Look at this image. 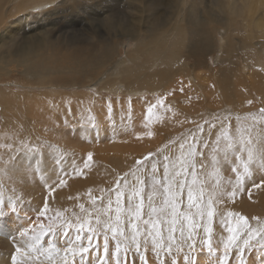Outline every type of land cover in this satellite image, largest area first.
Returning a JSON list of instances; mask_svg holds the SVG:
<instances>
[{
  "label": "bare ground",
  "instance_id": "obj_1",
  "mask_svg": "<svg viewBox=\"0 0 264 264\" xmlns=\"http://www.w3.org/2000/svg\"><path fill=\"white\" fill-rule=\"evenodd\" d=\"M54 1L55 0H0V30L4 27V21L7 18L14 17L12 23L3 33H11L8 35H12L13 32H22L24 29L28 28L27 26L33 24L30 19L35 18L33 16L34 12H39V10L45 6V3L52 5ZM115 1L117 0H98L94 5L98 8H103L106 5H112ZM169 1H172L173 4L177 2V0ZM66 2L67 0L63 3ZM227 3L231 7L230 15L234 17L233 22L231 19L227 18L229 27L235 28L234 24L238 25L240 24L238 21L243 20V26L241 27L245 30V33H247V35H245L246 38L264 37V0H227ZM128 4H134L133 9L136 11V17L140 14L141 16L138 25L139 44L128 55L127 61H117L116 59L112 61L115 57V52L119 50L117 46L110 47L106 51L97 54H95L97 51L92 53L93 48L90 50H84L83 52L92 53L94 55L88 58V54L82 56L80 53H77L78 55L75 54L74 57L75 60L71 59L73 62H76V69L78 70L84 69L89 71L90 69L97 71L100 67H104V69L105 67H108V73H103L100 79L94 84L99 90H107L108 93L121 97L120 94L123 86L121 85L120 80L124 79V76L127 75V71H129L131 73V78L127 76V80L123 81L127 82L125 86L128 85L127 90L132 93L131 95L134 97H142L143 91H147L144 92L146 93L145 95L151 96L145 100L139 99L127 103L120 100H117L118 102L115 101V110L116 113L118 112L116 116L109 110L107 104H101L103 107L102 109L99 108L101 111L100 113L104 111L103 113H106L105 116L108 115V119L103 118L104 120L102 121L104 123H98V128H101V130H99V136L97 139L106 142L105 145L107 148L104 147L106 149L102 147L101 142H96L97 144L94 140V143L92 142V138L90 137L94 134L86 131L87 128L77 129V133L82 132V130H84V132L79 136L76 135L73 123L75 122L74 116H77V114L80 116V113L85 110L86 107L82 104L83 102H76L72 105L67 104L72 100L66 96L65 98L59 97L60 95H63V93L60 92L61 90L52 92L48 91L47 93H45L44 90V93L38 92L40 93V95L38 94L39 96H30L32 94L28 95V93L21 92L22 90L19 87H25L24 84H27L23 82H20L22 83L20 85L16 82H6V85L9 86V91L15 90L13 87L19 90L17 94L11 92L8 93L7 91L0 89V198H3L5 201V211H8L7 205L10 198L17 205V212L14 214L10 213L5 217L2 222L3 227L0 228V264H12L11 257L15 255V247L18 244L22 247L24 246V242H26L28 238L21 237L19 235L20 231L24 228L38 229L40 223L45 225L48 224V219L39 215V213L43 211L46 202L50 209L46 214L49 218L54 215L56 210H68L65 215L70 219L73 218V212H69L73 210H75L77 214L83 215L79 211L78 204L84 203L85 206L88 205V207H91L87 195L89 190L92 191V195L99 196L101 188H113L115 186L114 181L118 176L130 173V171L134 169L135 166H132L133 164L135 165L138 157L145 155L148 151L154 149L158 150L161 146L169 143L171 139L176 137L177 134L185 128L192 127L194 129L190 128L189 132L183 134L175 143H170L168 145L170 148L164 150L170 151V154L173 156L178 155L179 143L181 141L190 140L192 136H195L197 144L196 151L204 154L203 157L196 158V160L198 163L203 161V163L209 165L211 162L208 163L207 161L209 158L211 160V156L208 155L206 151L209 152V150L213 149V146L216 143V138L222 131V124L225 126L230 124L232 135H236L238 127L251 123L250 120V122H245L242 117H240L248 114L247 112H244V108H240L241 111L238 110V112H236L230 109L229 104H227V106L226 104H223L225 108L220 114L219 111L221 110L212 106L214 101L211 96L219 94L221 99L230 101V97L232 98L234 95L230 83L232 82L231 80L233 76L236 75L242 80V82L243 78L252 81L251 84H248L245 87L244 91L243 85H240L241 91H238V93L243 96V92H247L252 98H254L253 89L257 90V84L264 80V46L261 45L260 42L256 44L257 54L255 55L253 48L255 42L245 41L243 36L242 39H230L226 45L224 40L217 38V40L214 39V43L212 40L207 47L203 48L201 46L203 33H210L208 28L211 19L204 17V15L201 16V14L199 15L200 17L192 14V16H190L191 19L188 20L187 23L193 25L195 30H188V33L183 35L179 23L172 25L164 33L167 35L173 33L179 41L176 46H171L170 49L164 50L162 45L166 46L167 43L165 40L161 41L162 45L159 43L154 45V40L160 39L163 34L161 33L160 25H154L152 19H150L151 21L147 19L145 27L142 28L141 25L144 20L142 15L148 13L149 10H155L156 14H158L164 6L163 1L129 0ZM177 5L178 4L172 7L176 8ZM131 9L132 8H129V10ZM60 13L61 11H49L45 14V17H49L51 20L56 21ZM108 14L109 17L104 19L105 25L108 26L110 33H123L119 34V36L116 35L118 36L116 38L120 37L119 41H121L122 44L124 41V34L135 32L131 29L130 25H124L121 27H116L115 25V27H113V23L110 19L112 13L109 12ZM6 15L9 17H6ZM189 33L195 34L197 38L188 37L187 34ZM255 33L258 34L256 35ZM31 36L32 35H30V37ZM25 39L29 38L24 36L21 39L19 38V41H21V52H18L19 54L17 55H12V58L14 59H10L11 56L4 58V60L0 57V64L3 62L1 65L3 67L4 64L6 65L2 68L3 70L8 69V66L10 65L8 62L16 63L18 66H23L27 73L33 72L32 77L29 74H26V76L30 79H38L42 85V83L45 84L44 81L45 78H47V75L59 72L64 68H69V66L73 64L70 63V59L69 61L65 60V57L68 56L69 58L71 52H67L66 56L64 54V56L61 57H59L58 54L56 55L55 51H59V47L56 45L57 43L54 44L50 40V49H52V53H43V51L41 52L40 43L43 45L48 40L45 39V41L42 38L41 41L37 40L36 42H32V39L30 42H26ZM14 41L15 39L12 42ZM234 41H239L244 45L251 46L249 47L247 54L244 52L243 46L234 53L227 54L229 50L228 47ZM17 42L18 41L15 43ZM144 47L147 48L144 49ZM214 47L216 49L214 50V58H212L211 61H208L211 57L210 49ZM186 48L189 49L188 52L194 59V64L190 66V69H187L189 67L186 68L183 66L185 63L183 62V64L181 62L182 50H187ZM31 50H35V53ZM62 53L63 52L59 51V54ZM184 57H186V54L183 55V58ZM167 60L170 68H173L174 70L176 69L175 74H179L177 75L178 78H172V81L171 78L169 79L165 77L163 73L166 71L163 70V66L161 67L163 62H166ZM140 62L144 67L145 73L143 74V77L148 81V86L138 87V83L132 81L135 74L139 72ZM227 63H234L235 66L228 67L226 65ZM196 65L198 70H195ZM159 67H161V70ZM157 68H159V71L152 73V71ZM35 69L38 70V73L35 72ZM104 69L101 71L104 72ZM247 69L253 73L250 77L246 76L245 71ZM84 74H86V72H84ZM171 82V85H167ZM262 84H264V81ZM38 87L41 86L38 85ZM51 87L52 85L48 86L47 89L49 90ZM260 87H262V85ZM27 90L29 89L27 88ZM165 93H168L169 95ZM33 94L36 95V93ZM124 94L125 92L123 95ZM255 95L257 98L254 99L257 101L259 94L256 93ZM45 97H49L50 99L46 100ZM158 98L164 101V106L161 107L158 105L154 109L151 123H148L146 119L148 106L150 104H155ZM217 101L218 100H216V102ZM246 101H249V97H247ZM187 102H189L188 106L190 107L186 105ZM239 105H241L240 102ZM24 106L26 107L24 108ZM27 107L33 108L34 110H27ZM181 110L186 112H181ZM119 115L121 120L117 118ZM83 116L85 117V115ZM226 117H233L234 119L232 118V120H229V118L225 123L222 122L219 124L220 118ZM237 117H240L241 119L237 121ZM205 118L215 119V121L206 123V126L204 127L205 132H201L199 131V128L196 127L200 123L206 121ZM87 123L84 124L88 127L89 125ZM56 124L61 127L55 129ZM146 124L148 125L147 127H145ZM213 124H215L216 127H212ZM77 126L79 127L78 124ZM77 126L75 125L76 128ZM116 128L121 129L116 132ZM158 128H162L164 134L160 135L157 131ZM257 128L264 129V123L257 124L253 132L254 137L259 138L258 147L260 148L261 142H264V133L260 134ZM148 132H151L152 135L149 136ZM125 135L130 137L122 140ZM163 135H165V137H163ZM81 136L88 137L86 142L87 144H91V151H86L85 145L87 144L85 142L83 147L81 146L82 148L77 145H75L76 147H73L72 144H78V142H81L78 140L79 138H82ZM95 136L97 137L96 133ZM117 138H120V140H117ZM112 139H114L113 142L108 141H111ZM121 140L123 141V144ZM95 145L100 150H97L94 153L93 150L95 149L92 150V148ZM204 145H207L208 147H204ZM25 146L38 148L39 151H28ZM260 149L264 150V147ZM100 152H102V155H100ZM90 153L92 154L93 159L90 162V167L85 168L84 164L89 163L87 158ZM158 158H160L159 155ZM158 158L156 157L155 159L157 160ZM237 163L238 161H236L235 155H233L229 162H222L220 166L221 168H224L222 173H220V177L224 187L228 190H231V185L228 184L227 181L231 180L234 184L236 177L232 171V173H227V170H231V168ZM78 170H82L83 174L78 175ZM42 176L44 177L43 179L41 178ZM59 179L67 180L66 186H59L57 183ZM211 181L212 177H209V182ZM257 184L262 186L256 187ZM77 196L80 197L79 200L75 199ZM70 197L72 198L70 199ZM215 207L217 209V215L214 217L212 225V242L214 249L218 246L220 237H226L228 235L220 225L221 213H223L225 217L228 212L239 213L248 217L250 223L253 225L256 223L253 219L254 217H259L261 220H264V167H261L258 163L253 164L251 166V177L244 178L243 190H237L234 198L225 196L223 201L215 205ZM33 234L34 233L32 232L29 233V235ZM200 234L203 235V232L201 231ZM75 235V230H69L67 237H60L56 241H53V236L49 233V235L42 238L44 241L42 247H46L49 243L55 242L57 243L58 248L63 250L68 245H71V242L75 239ZM81 235H86V233H81ZM13 237H15V239H13ZM85 241L87 242V240ZM110 242H112L111 239L109 243ZM98 243L100 247V255L102 256V237L99 239ZM96 246V243L93 244V248ZM200 248L201 246L198 240L195 252L197 264H215V257L209 258L206 249L201 251ZM220 252H222V248H220ZM95 254L96 252L92 251L86 255L87 259L90 258L91 260L89 264H93L92 260L95 258ZM147 256L148 262L157 264L151 251L148 252ZM182 256L183 254L177 256L179 264H184ZM235 256L238 257V254L233 250L230 253L229 264L232 262L233 264H240L239 258L237 259L238 261H235ZM70 259L72 260L70 261ZM59 260H61L60 256H57L51 262L41 257V260L36 262V264H58ZM68 261V264H81L79 258H72L71 255H69ZM244 264H264V251H258L256 249L246 250Z\"/></svg>",
  "mask_w": 264,
  "mask_h": 264
},
{
  "label": "snow or ice",
  "instance_id": "obj_2",
  "mask_svg": "<svg viewBox=\"0 0 264 264\" xmlns=\"http://www.w3.org/2000/svg\"><path fill=\"white\" fill-rule=\"evenodd\" d=\"M158 105L163 107L164 101L158 98L155 104L148 106V123H151L154 109ZM108 107L111 110L110 102ZM87 111L90 113L91 110ZM260 113L262 116L259 119L255 115L246 118L251 123L238 127L236 135H232L230 124H222V131L212 149L211 172L206 170L209 165L203 161L197 162L196 157H203L204 154L196 151V137L192 136L190 140L179 143L178 155L173 156L170 151H165L168 148L165 145L160 150V158L153 160L152 154H149L136 161L138 167L118 176L113 188H101L99 196L92 195L89 190L87 195L91 207L86 208L84 203L78 204L83 215L74 213L70 219L65 215L68 210H56L49 218L46 214L50 209L46 202L39 215L48 219V224L40 223L38 229L24 228L19 232L21 237L28 239L23 247L19 244L15 247L12 264H36L41 257L51 262L57 256L61 257L58 264H68L69 255L72 258L78 255L83 264L85 256L92 251L96 252L95 264H112V258L114 264H129V253L131 264H136V260L140 264H148L149 251L158 264H179V254H183L184 264H197L195 252L198 240L200 250L206 249L209 258L215 257V264H229L233 250L238 254L240 264H244L246 250L264 251V220L254 217L256 223L253 225L248 217L239 213L228 212L226 217L221 213L220 225L228 235L220 237L215 249L212 225L217 215L215 205L222 202L225 196L234 198L237 190H243L244 178L251 177L253 164L258 163L264 167V150L258 147L259 138L253 135L256 125L264 121V108L260 109ZM84 119L96 127L93 117ZM236 119L239 121L241 118ZM199 131L202 132L203 128L199 127ZM148 135L152 133L148 132ZM25 147L28 151H39L38 148ZM233 155L238 161L231 168L236 180L234 184L231 180L227 181L231 185V190H228L222 183L220 166L222 162H229ZM87 159L89 163L84 164L85 168L90 167L93 159L91 153ZM146 161L149 163L146 164ZM77 174L82 175L83 171L78 170ZM209 177H212L211 182ZM57 183L63 187L67 180L59 179ZM75 199L79 200L80 197ZM7 207L8 211H5V201L0 198V228L3 227L5 217L17 212V205L11 198ZM69 230L76 232L71 245L63 250L55 242L42 247V238L49 233L53 241H56L60 237H67ZM30 232L34 234L29 235ZM81 233L86 235L82 236ZM101 237L102 257L98 243ZM110 239L114 242L111 254ZM84 240H87V244L83 243ZM93 241H97L95 248Z\"/></svg>",
  "mask_w": 264,
  "mask_h": 264
},
{
  "label": "rangeland",
  "instance_id": "obj_3",
  "mask_svg": "<svg viewBox=\"0 0 264 264\" xmlns=\"http://www.w3.org/2000/svg\"><path fill=\"white\" fill-rule=\"evenodd\" d=\"M64 1L65 0H55L52 3V5L45 3V6L41 10H39V12L36 11L33 13V16L35 18L30 19V21L33 22V24L31 26L30 25L27 26L28 28L24 29L22 32L21 31L20 32H13L12 33L13 37H12V35H8L11 33H6V34L3 33L6 30V28L12 23L14 17L7 18L4 21L5 22L4 27L0 30V57L3 58V60H4V58H7L9 56H11L10 59H14V58H12V55H17V54H19L18 52H21V50H20L21 49V47H20L21 41H19V38L21 39L24 36V37L29 38V39H25L26 42H30L32 39L34 40V41L32 40V42H36L37 40L41 41L42 38H43V40H45V39L48 40L43 45H41V43H40L41 52L43 51V53H46V52L52 53V49H50V46H51L50 42L52 41V43H54V44L57 43L56 45H57V47H59V51H61L63 53L59 54V51H57V52L55 51L56 55L58 54V56L61 57L64 55L66 56L67 52H71L69 55V58L67 56V57H65V60L69 61V59H70V63H73V64L70 65L69 68H64L59 72L53 73L51 75H47V78H45V81H44L45 84L42 83V85H41V83H40V81H38V79L34 80V79H30L26 76V74H29L32 77V73H33L32 71H31L32 73H27L23 66H18L16 63H13V62H8L10 64L8 66V69L3 70L2 68H4L6 65L4 64V67H3L1 65L3 63L2 62L0 64V84H1L0 89L5 90L8 93L11 92L13 94H17V92L19 91L17 88L13 87L15 90L9 91V86L6 84L9 82L10 83L16 82L20 85V84H22L20 82H23V83H27V84H24L25 87L20 86L19 88L22 90V91L21 90L20 91L24 92L26 94L28 93V95L32 94L30 96H35V97L39 96L40 93H42V92L44 93V90H45V93H47L48 91L52 92V91H60L61 90L60 92H62L63 95H60L59 97L65 98V96H66L67 98L72 100L70 103H67V104L72 105L73 103H76V102H80V103L83 102L82 104L86 107L85 110L87 111L89 108L91 111H90V113L87 111L89 113L88 114L85 110H83L84 112L82 111L81 112L82 114L80 113V116H79V114H77V116H74L75 122H73V123H74L75 132L77 129H80V128L86 129L87 128L86 131L92 132V134H94V135H91V137H90V138H92L91 139L92 142L93 143H94V141H95V143L101 142L102 147L107 148V146L105 145L106 142H103V141L97 139L99 136V134H98L99 130H101V128L100 129L98 128V125H99L98 123L102 124V122H103L102 120L108 119V115L105 116L106 113H103L104 111L102 112L103 114L100 113L101 112L100 109H102V107H103L102 105L103 104L108 105L110 102L111 103V110L110 111L113 113V115L116 116V114H118V112L116 113V110H115V106H114L115 101L120 100V101H123L124 103H127V102H134V101H137L139 99L145 100L151 96L145 95L146 93H144V92H147V91H143L142 97H134L133 95H131L132 93L127 90L128 85L125 86V84H127V82L123 81V80H127V76L129 78H131V73L129 71H127V75L125 74L126 76H124V79L120 80L121 85L123 86V89H122L121 94H120L121 97H118L117 95H113L111 93H108L107 90L106 91L105 90H99L98 88H96L94 86V84L96 83V81H98L100 79V77L102 76L103 73H108V71H109L107 69L108 67H105V69H104V67H102V68L100 67L101 69L99 68V69H97V71L89 69L90 72L88 70H84V69L78 70V69H76L77 68L76 62H73V60H75L74 57H75V54H77V53L78 54L80 53L82 56L83 55L86 56V54H88V56H89L88 58H90L92 55H94L92 53H94L96 51L97 52L95 54H97L99 52L102 53L103 51H106L110 47L112 48V47L117 46L119 50L117 52H115V57L112 59V61H114L115 59L117 61L118 60L127 61L128 55L139 44V41H138V25H139V20H140L141 14L138 17H136V15H137L136 11L133 9L134 4L133 5L128 4L129 0H117L112 5H106L103 8H101V7L98 8L96 5H94L95 2L98 0H75V1L67 0L66 3H63ZM99 1H103V0H99ZM162 1L164 3V6L161 8V11H159V13L156 14L155 10H153V11L149 10L148 13L143 14L142 16L144 17V20H143V23L141 25H142V28L145 27L147 24V19H149V21H151L150 19H152V23H154V25H160L161 33H163V34L161 35L160 39L154 40V45L157 43L161 44V41L165 40L167 43L166 46H163L161 44L164 50L170 49L171 46H176L177 42L179 41V39L176 38L173 33H171L169 35L164 33L172 25H176L177 23H179L180 27H181V32L183 33V35L185 33H188L187 32L188 30H191V31L195 30L193 25H189L187 23V21L191 19L190 16H192V14H195L198 17H200L199 15L201 14V16L204 15V17L211 19V23H210L209 28H208L210 33H203V40H202V44H201V46L203 48L207 47L208 44L212 40L214 43V39L217 40V38L224 40L225 45H226L230 39H237V38L242 39V36H243V39L245 41L255 42L254 46H253L254 55L257 54L256 53V47H257L256 44L257 43L260 42L261 45L264 46V37L263 38H261V37L251 38V39L246 38L245 35H247V33H245V30H243V28L241 27V26H243V20L238 21L241 25L240 24H238V25L234 24L235 28L229 27V22L227 21V18L231 19V21L233 22L234 17L230 15L231 7L227 3V0H177V2L175 4H173L172 1H169V0H162ZM176 4H178L176 6V8L172 7ZM129 8H132V9L129 10ZM49 11H51V12L61 11V13L58 15V19L56 21L51 20V18H49V17L48 18L45 17V14H47ZM109 12L112 13V16L110 17V19H111V22L113 23V27H115V25H116V27H121L124 25L125 26L130 25L131 29L135 32V33L124 34V38H123L124 41L122 44H121V41H119L120 37L119 38H116V37H118L119 34H123V33H110L108 30V26L105 25L104 19L109 17V14H108ZM6 17H9V16L6 15ZM206 18H202V19H206ZM158 22H159V24H158ZM120 23H122V24H120ZM233 33H235V34H233ZM255 34L257 35L258 33H255ZM30 35H32V36L30 37ZM116 35H118V36H116ZM183 35H181V36H183ZM16 36H17V38H16ZM187 36L190 38H197L196 35L193 33H189V34H187ZM44 37H45V39H44ZM14 39H15V41L12 42ZM16 41H18V42L15 43ZM2 42H4V43H2ZM3 44H5V45H3ZM242 46L244 48L243 49L244 52L247 54V51H248L249 47H251V46L244 45L242 42H239V41H234L228 47L229 50H228L227 54L234 53L236 50H238ZM92 48H93L92 53L83 52L84 50H90ZM96 48H97V50H96ZM146 48L147 47H144V49H146ZM188 50L189 49H187V50L183 49L182 50L183 52H182L181 62L185 63V65H183V66H185L186 68L189 67L187 69H190V66H192L194 64V59L189 54ZM214 50H216L215 47L210 49L211 57L208 59V61H211V59L214 58L213 57L214 56ZM31 51L34 52L35 50H31ZM81 52H83V53H81ZM184 54H186V57L183 58ZM71 59H73V60H71ZM141 62H142V60H141ZM141 62L139 63V66H140L139 72L137 74H135V76L132 78L133 79L132 81L138 83V87L148 86V81H146V79H144V77H143L145 70H144V67L141 65ZM210 63H212V62H210ZM163 64L161 65V67L163 66L162 67L163 70L166 71L163 73L166 78H169V79L171 78V81H172V78H174V79L176 77L178 78L177 75H179V74H175L176 69L174 70L173 68H170V66L168 65L169 64L168 60L166 62H163ZM226 65L228 67H234L235 66L234 63H227ZM161 67H159L160 70H161ZM159 68L154 69L152 71V73L158 72ZM103 69H104V72L101 71ZM195 70H198L197 65L195 66ZM98 71H99V73H98ZM6 72H7V74H6ZM35 72L38 73V70L35 69ZM84 72H86V74H84ZM91 72H93V73H91ZM245 73H246V76H248V77H250L253 74L248 69L245 71ZM174 79H173V81H174ZM231 81L232 82L230 84H231L234 95L232 96V98L230 97V101L221 99L220 95L217 94L216 96H211V98L214 101L212 106L216 107V109L219 108V110H221V111H219L220 114H221V112L224 111V108H225L223 104H226V106H227V104H229L230 109L233 111H236V112H238V110H240V108H244L243 109L244 112H247L248 114H246L244 116L242 115L240 117H242L243 121H245V122L251 121L250 119H246V118H249L251 115H255L259 119L262 116V114L260 113V109L264 108V104H263L264 103V101H263V99H264V84H262V82L264 80H262L261 82H259L257 84V86H258V87H256L257 90L253 89L254 90L253 91L254 98H257V96L255 95L256 93L259 94L257 101L254 98H252L247 92H245V93L243 92V96H242V94L238 93V91L239 92L241 91L240 85H243V91H244L245 87L248 84L252 83V81L250 79L245 80L243 78V82H242V80L235 75V76H233ZM215 82H216V79H215ZM30 84H32V85H30ZM171 84H172V82L167 84V85H171ZM38 85L41 86L42 88L38 87ZM51 85H52V87L48 90L47 89L48 86H51ZM261 85H262V87H260ZM6 87H8V88H6ZM27 88L29 90H27ZM38 92H40V93H38ZM124 92H125V94L123 95ZM33 93H36V95ZM165 94L169 95L168 93H165ZM115 97H117V98H115ZM152 97H157V96H152ZM247 97H249V101H246ZM45 98H46V100L50 99L49 97H45ZM45 98H44V100H45ZM114 99H116V100H114ZM216 100H218V101L216 102ZM225 102H227V103H225ZM228 102H230V103H228ZM239 102L241 105H239ZM249 102H251V103H249ZM254 102H255V104H254ZM188 103L189 102L186 103L187 106L189 105ZM88 104H90V105H88ZM25 107L26 106H24V108ZM188 107H190V106H188ZM28 109H30L32 111L34 110L33 108L27 107V110ZM182 111L186 112L184 110H181V112ZM83 115H85V117L86 116L87 117H89V116L93 117L95 119L94 122L96 124V127H92L90 123H87L88 121L87 120L85 121V119H84L85 117ZM81 116H82V118H81ZM117 118H119V120H121L120 115ZM232 118L233 117L220 118L219 124H221L222 122L225 123L226 121H228V119L232 120ZM116 120H118V119H116ZM205 120L206 121H204L203 123H200L198 125L199 127L203 128L204 132H205L204 127L206 126L205 124L210 123L212 121H215V119L205 118ZM79 121H81V122H79ZM83 122L87 123L89 126L87 127V125H85ZM75 123H77L79 125V127ZM261 123H264V121H262ZM75 125L77 126V128L75 127ZM55 126H56L55 129H58V127H61L58 124H56ZM198 126L196 128H199ZM89 127H91V128H89ZM190 128H192V127H187L183 131L179 132L177 134V136L174 137L173 139H171L169 141V143H167L166 145H169L170 143L176 142L178 139H180L182 137L183 134L189 132ZM120 129L121 128H116L115 131L118 132ZM192 129H194V128H192ZM257 129L260 132V134L264 133L263 128H261V129L257 128ZM157 131L160 133V135L164 134V130L162 128H158ZM75 132H74V134H75ZM83 132H84V130H82V132H80V133L76 132V135L79 136ZM95 133H96L97 137L95 136ZM71 136L74 137L73 135H71ZM127 137H130V136L125 135L122 138V140H125ZM163 137H165V135H163ZM78 140L81 142H78V144H72L73 147H76L75 145H77L79 147H81V146L83 147V144H85V143L87 144L86 141L88 140V137L86 138V136H83L82 138H79ZM113 140L114 139H112L111 141L110 140H108V141L113 142ZM117 140H120V138H117ZM122 140H121V142L123 144ZM203 142H204V139H203ZM263 144H264V142H261L260 148L264 147ZM95 146H93V148H92V150L95 149V150H93L94 153L97 150H100L97 148V146L96 147ZM164 146H161L158 150L154 149V150L148 151L145 155L138 157L136 159V161L141 160L143 157L148 156L149 154H152L153 160L156 157L158 158L159 151L162 148H164ZM91 147H92L91 144L85 145L86 151H88V150L91 151L90 150ZM106 148H104V149H106ZM168 148H170V146ZM211 151L212 150H209V152L206 151V153H208V155L211 156L212 155ZM100 155H102V152H100ZM196 158L198 159L201 157L197 156ZM207 162L208 163L211 162L210 158L208 159ZM145 163L147 164V163H149V161H146ZM209 165L210 166L206 170L211 172L212 171L211 164H209ZM134 166L138 167L136 165V162H135V165L133 164L132 167H134ZM222 170H224V168L220 167V173H222ZM227 173H232V172H231V170H227ZM234 176L236 177L235 173H234ZM146 192H147V190H146ZM85 207L87 208L88 205ZM88 208H90V207H88ZM72 212H73V214L74 213L77 214L75 210H73L69 213H72ZM67 215H68V213H67ZM73 241H74V239H73ZM72 243L73 242H71V244ZM83 243L87 244V242L85 240L83 241ZM95 243L97 244V241H93V244H95ZM109 250H110V254H111V252L114 251V242L113 241L109 243ZM75 258H79V262H81L80 257L78 255ZM237 259H238V257L235 258V261H238ZM71 260L72 259H70V261ZM131 260H132L131 253H129V264H131ZM90 262H91L90 258L87 259V257L85 256L83 263L89 264ZM155 262L158 264L157 261H155ZM92 263L95 264V258H93ZM112 264H114V258H112ZM136 264H140V261L136 260ZM148 264H152V263L148 262ZM231 264H233V262Z\"/></svg>",
  "mask_w": 264,
  "mask_h": 264
}]
</instances>
